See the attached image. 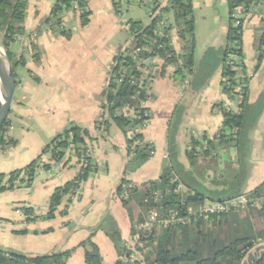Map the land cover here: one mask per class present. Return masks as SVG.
Returning a JSON list of instances; mask_svg holds the SVG:
<instances>
[{
    "label": "crops",
    "instance_id": "crops-1",
    "mask_svg": "<svg viewBox=\"0 0 264 264\" xmlns=\"http://www.w3.org/2000/svg\"><path fill=\"white\" fill-rule=\"evenodd\" d=\"M56 1H29L25 28L28 34L36 36L39 59L34 58L36 55L33 56L31 50L26 67L19 68L28 74L26 93L23 92L26 99H14L8 119L11 127L5 137L11 145L0 150V174L27 167L71 125L89 132L88 144L98 169L82 184L79 200H73L72 194L67 195L55 217L44 219L55 191L79 175V163L74 159L66 163L68 158L55 162L50 153L43 155L40 162L44 165L29 186L0 193L1 250L27 258L71 251L67 264H86L83 244L91 240L100 249L102 264L120 261L131 264L132 261L120 254V249L131 241L134 225L123 205L126 186L120 194L125 178L131 186L143 185L160 180L168 172L176 178L172 182H178L176 169L181 168L192 183L212 192H227L229 197L253 193L264 184V59L261 64L258 62L263 11L255 9L244 14L240 8L236 13L244 23L243 73L249 84L244 122L235 143L223 146L215 138L224 126L222 109L240 113L237 100L223 92L230 28L229 1L193 0L195 15L201 10V3L213 13L206 21L196 19L195 65L179 78L176 73L181 60L178 65L168 66L163 75L164 61H156L158 76L148 86L153 100L146 104L152 120L142 132L155 153L139 170L125 177L127 141L131 134L125 135L114 124L105 132L97 122L102 115L100 95L107 86L115 57L128 45V30L113 0H89L88 25L83 27L79 15L67 13L64 25L72 30V37H55L48 30L46 20ZM160 5L161 9L165 8L168 1L163 0ZM150 17L147 24L139 21L149 26L153 19ZM164 18L173 26L169 33L171 45L181 58L186 47L180 39L179 28L172 13ZM122 25L126 35H123ZM38 119L43 121L42 135L31 126ZM171 125L175 126L174 157L169 145ZM205 137L214 140L216 147L211 148L208 155L196 158L193 164L187 153L193 140L203 141ZM45 165L51 168L45 170ZM179 192L188 194L190 190L179 184ZM23 208L32 210L31 220L17 212ZM137 212L135 209L134 213ZM111 236L120 240L119 248Z\"/></svg>",
    "mask_w": 264,
    "mask_h": 264
},
{
    "label": "trees",
    "instance_id": "trees-1",
    "mask_svg": "<svg viewBox=\"0 0 264 264\" xmlns=\"http://www.w3.org/2000/svg\"><path fill=\"white\" fill-rule=\"evenodd\" d=\"M135 0H129V3ZM168 5L161 9L159 4H155L152 10V22L145 26L140 21H128L129 34L128 45L124 47L115 57L108 72L107 86L100 95L102 115L98 127L105 132L110 130L112 124L120 129L125 135L134 133L127 141L128 163L125 169V177L139 170L145 163L151 160L155 153V148L145 142L142 132L136 131L142 128L145 122L152 120V113L149 108L143 107V103L153 100L149 94V80L146 79L142 85L144 73L140 70L139 62L135 60L137 49L151 48L152 53L144 50L139 53L141 59L159 56L164 61L163 72L171 65H178L179 60L182 65L178 67L176 77H183L186 70L191 71L195 65V52L197 48L196 38V18L193 9V0H167ZM230 11V28L227 49L224 59L223 70V92L230 99H236L238 92L235 87L238 80H243L245 87L242 89L244 101L240 106V113L222 109L224 117L223 130L217 137L223 146L233 145L244 122V108L248 98L249 79L246 73L237 79V67L240 61L233 60L231 56L244 62L243 33L234 27L236 13L240 8L249 10L250 6H255L264 13V0H228ZM89 0H57L52 8L50 16L46 20V25L51 34L55 37L71 39L73 32L64 25V15L67 13L76 14L75 7L83 12L79 15L83 27L87 26L91 13L85 11ZM29 0H0V33L3 34V46L7 50L8 57L17 73L19 68L26 67V59L17 55L12 50V46L20 42V39L27 36L25 28L27 19ZM117 14L121 16V11L114 3ZM161 9L159 15L155 14ZM173 14L174 23L179 28L180 39L186 47V53L179 58L173 50L169 33L173 26L164 17ZM78 15V14H77ZM243 22V19H240ZM163 32L164 37L159 33ZM260 32V48L258 62L264 59V19ZM36 49V45L32 44ZM39 59V55H36ZM245 72V65L243 66ZM157 73V72H156ZM157 75H149L154 79ZM17 79L18 75H17ZM20 81H17V85ZM148 114L149 116H146ZM11 122L8 120L0 129V147L5 148L11 145L5 140L6 134L10 130ZM175 126L171 125L169 135L170 154H174ZM234 131H237L234 134ZM89 132L77 125H71L63 132L59 133L52 142L45 148L43 154L27 167L11 172L10 174H0V193L14 190L21 186H29L40 170V161L43 155L50 153L55 162H61L68 158L66 163L76 160L83 164L81 172L77 178L58 188L51 198L50 211L43 217L53 219L63 200L69 194H74L76 189L86 182L97 172L98 167L93 164L92 158H88L87 153L90 148ZM207 141L209 148L204 151H197L195 146H202V141L193 140L192 147L188 151L191 163L196 162V158L208 155L216 147V142L209 138ZM74 146V151L70 150ZM50 165H45L44 169L49 170ZM178 182H172L175 177L166 173L158 181L149 182L143 185H132L123 180L120 194L126 186L128 197L123 199V205L129 216L135 223H141L151 213H157L160 217L168 218L172 213H178L180 217L186 215L189 207H197L207 201L217 203L224 202L231 198L227 192H212L200 185L192 183L181 168L176 169ZM179 184H183L190 193L179 192ZM264 194V184L257 188L254 196ZM135 209H138L135 214ZM24 216L31 220L32 210L22 209ZM241 214L240 209L222 215H213L208 218L193 222L190 225H175L169 228H154L151 232L142 235V241L146 246L145 264H243L248 252L253 249L259 241L264 242V207L262 209L249 208ZM35 219V218H34ZM115 245L119 248L121 242L116 236H111ZM86 249V264H102L100 249L91 240L83 244ZM126 248L120 249L121 257L129 255ZM72 252L68 251L60 254L27 258L13 251L0 249V264H67ZM117 264H124L118 262ZM249 264H264V252L259 256L251 258Z\"/></svg>",
    "mask_w": 264,
    "mask_h": 264
},
{
    "label": "built area",
    "instance_id": "built-area-1",
    "mask_svg": "<svg viewBox=\"0 0 264 264\" xmlns=\"http://www.w3.org/2000/svg\"><path fill=\"white\" fill-rule=\"evenodd\" d=\"M134 2L139 5L141 3V0H135ZM113 3H116L118 5L119 10L122 13L120 17H121L125 27L127 28V30H129L128 20L126 19L125 15H124V6H128V4H130L129 0H113ZM255 9H257L255 6H250L249 10H247L245 8H243L242 10H243L244 14H247L249 11H253ZM75 10H76V14H78V15H80L83 12V10H80L77 7H75ZM87 10H88V8L86 7L85 11H87ZM152 10L153 9H151V16L153 15ZM243 25H244V23L239 18H236L234 27L236 29H240L239 33H243ZM159 36L164 37L163 32H160ZM144 50L148 51L149 53H152L151 48H142V49L139 48V49H137V51L135 53V57H134L135 60L139 62L140 70L144 73V75H143L144 78L142 79V85H143L144 80H146V79L151 81V78H148L149 75L156 74V72L158 71L156 61L160 59L159 56L150 57L146 60L141 59L139 56V53H141ZM231 58L233 60L240 61V65L236 68L238 71L237 79H239L243 76L244 62H243V60H239V58L237 59L234 56H231ZM244 87H245L244 81L238 80V85H237V87H235V91L238 92V95L236 96V100H237V103L239 106V110H240V106L242 105V103L244 101V95H243V93H241L243 91L242 89ZM146 104L147 103H143L142 106L146 107ZM146 116H149V115L146 114ZM148 124H149V122H145L144 126L140 129H138L136 131V133L143 132L145 130V128L148 126ZM236 132L237 131H234V134H236ZM133 135H134V133H131V137ZM202 143H203L202 146H195L194 148L197 151L207 150L209 148L208 142L202 141ZM70 150L74 151V146H71ZM87 156H88V158H92L91 147L88 150ZM92 161H93V159H92ZM93 164L95 165L94 162H93ZM39 165H40V169H42L44 164L42 162H40ZM82 166H83V164H79V173L81 172ZM81 189H82V185L79 187V189L75 190V193L72 195L73 200L74 199L75 200L80 199ZM127 197H128V194L126 193V198ZM253 205H261L264 207V194L261 195L260 197H257V196H254L253 193H249V194L240 195V196L231 198V199L226 200L224 202H217V203L207 201L204 204L199 205L197 207H192V206L189 207L186 215H184L182 217H180L178 213H172L171 216L168 218L160 217L157 213H151L145 219V221H143L141 223H135L133 225V235H132L131 241H130L129 245L125 247L127 252L130 254L125 256V258L128 259L129 261L134 262L135 260H133V259L136 256H139L142 253H146L147 249H146L145 243L142 241V235H145V234L151 232L154 228H169V227H173L175 225H190L193 222L200 221L202 219L208 218V217L213 216V215H222L225 213H229V212L239 210L242 208H246L249 206H253ZM17 212L24 216V211L22 209H18Z\"/></svg>",
    "mask_w": 264,
    "mask_h": 264
},
{
    "label": "rangeland",
    "instance_id": "rangeland-1",
    "mask_svg": "<svg viewBox=\"0 0 264 264\" xmlns=\"http://www.w3.org/2000/svg\"><path fill=\"white\" fill-rule=\"evenodd\" d=\"M30 1V0H29ZM216 2H218L217 0H215ZM163 0H141V3L138 5L135 2H131L130 4H128V6H124V14L129 18V20H133V21H139L142 20L143 23L147 24L148 22L151 21V9L155 8V4H162ZM202 2H204V0H202ZM161 6V5H160ZM217 9H219V11H221V8L218 7ZM195 15V13H194ZM213 16V13L211 10H207L205 8V5L201 3V10L198 11L195 15V18L198 20H202V21H206L209 18H211ZM141 22V21H140ZM75 25V22H73V24H70V28L72 29ZM72 31V30H71ZM122 31H123V35L127 34V32L124 29V26L122 25ZM122 35V34H121ZM119 36L120 38L122 36ZM0 41L3 42V34L0 33ZM36 41V36L34 34H28L27 36L23 37L20 39V42L17 43L16 45L12 46V50L14 51V53L17 55V58L21 57V56H25V59L31 58V53L30 51L33 50V56L37 55L38 50L35 49L33 47L32 44H35ZM2 46V45H0ZM4 47V46H3ZM5 49V47H4ZM35 49V50H34ZM6 53L7 50L5 49ZM8 56V54H7ZM9 58V57H8ZM34 58L36 59L37 57L34 56ZM21 71H17V75L18 78L17 81H20V83L17 85V90H16V94H15V99H26L25 98V93H26V88L27 87V81L28 79H26V77L28 76V74L26 73V71H23V69H20ZM26 81V82H25ZM25 92V93H23ZM42 120L38 119L32 122L33 126V131H35L38 134L42 135ZM18 130V128H17ZM1 150V147H0ZM260 197V196H259ZM249 208L252 209H262L263 206L261 205H253V206H249L246 208H242L240 209L241 214L244 215L243 211H247ZM260 243L257 244L255 247H253V249H251L247 256L245 257L243 264H249L251 261L252 257L255 256H259L262 252H264V242L263 241H259ZM149 252V250H148ZM147 252V254H148ZM145 253L140 254L139 256H136L133 260H135L134 262H132L131 264H145V256L147 255ZM145 255V256H144Z\"/></svg>",
    "mask_w": 264,
    "mask_h": 264
},
{
    "label": "water",
    "instance_id": "water-1",
    "mask_svg": "<svg viewBox=\"0 0 264 264\" xmlns=\"http://www.w3.org/2000/svg\"><path fill=\"white\" fill-rule=\"evenodd\" d=\"M0 87L3 89L0 103V129L8 121L17 90V73L0 41Z\"/></svg>",
    "mask_w": 264,
    "mask_h": 264
},
{
    "label": "bare ground",
    "instance_id": "bare-ground-1",
    "mask_svg": "<svg viewBox=\"0 0 264 264\" xmlns=\"http://www.w3.org/2000/svg\"><path fill=\"white\" fill-rule=\"evenodd\" d=\"M2 93H4V92H3V89L0 87V103H1V101H2V99H1V95H2Z\"/></svg>",
    "mask_w": 264,
    "mask_h": 264
}]
</instances>
